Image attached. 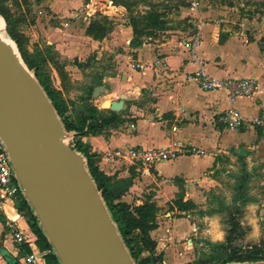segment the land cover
<instances>
[{"label":"rangeland","instance_id":"1","mask_svg":"<svg viewBox=\"0 0 264 264\" xmlns=\"http://www.w3.org/2000/svg\"><path fill=\"white\" fill-rule=\"evenodd\" d=\"M187 3L188 0H0L2 32L15 57L52 107L60 106L62 119L75 126L61 138L63 147L74 148L88 107L97 109L99 121H118L103 105L117 102L119 93L125 95L124 74L137 58L134 51L143 44L157 50L170 38L182 42L183 33L195 27L193 21L199 22L192 18ZM220 6L236 8L249 20L264 24V0H201L200 4L202 11ZM127 27L129 37L125 36ZM26 62L34 65V71L27 68ZM110 84L117 89L114 93L108 90ZM99 86H104L106 93L93 97V89ZM109 125L92 131L100 134ZM106 161L114 166L106 176L122 192L119 201L126 203L124 198L132 187L130 171L124 174L116 168L127 171L135 166ZM175 186L178 193L166 204L153 203L154 224L161 229L164 244L162 253L155 250L156 264H223L230 259L241 261L227 264H264L248 261L264 249V158L255 150L247 148L219 157L212 172L194 181L189 189L181 181H175ZM151 188L147 192L149 199L154 194ZM136 235L133 233L128 240L140 258H149Z\"/></svg>","mask_w":264,"mask_h":264},{"label":"crops","instance_id":"2","mask_svg":"<svg viewBox=\"0 0 264 264\" xmlns=\"http://www.w3.org/2000/svg\"><path fill=\"white\" fill-rule=\"evenodd\" d=\"M191 15L199 22L193 21L195 27L183 33L182 39L187 40L188 36L199 32L201 43L196 53L204 62L206 71L218 78L254 77L259 89L254 96L241 97L231 103L225 91H203L197 84L187 82V75L196 71L198 64L191 61L182 45L184 40L167 39L153 51L145 44L136 49L137 58L131 62L150 64L162 58L166 60L167 66L159 67L154 72L128 69L123 79L126 87L124 109L114 112L118 121L111 123L109 129L100 134L85 131L76 137V141L91 155L95 165L105 175L114 167L101 157L109 149L127 146L164 148L170 142H177L191 145L203 151V154H182L175 160L148 169L140 166L127 171L116 168L124 174L130 171L132 187L124 198L127 204H166L178 193L175 181H181L189 189L194 181L212 172L219 157L251 148L264 158L263 22L249 20L247 14L227 6L210 7L204 11L200 8L197 13L191 12ZM125 30V36L129 37V27ZM108 90L114 93L117 89L110 84ZM106 91L105 88L104 94ZM229 109H235L244 117L236 129L223 128L217 122L218 115ZM254 119L261 123L254 124ZM122 173H118L119 177ZM152 182L155 186H152ZM149 188L154 192L150 194L152 199L147 197ZM16 203V199L13 203L5 202L4 213L15 219L23 234L34 242L38 252L36 264H45L44 259L40 258L36 238L28 227L27 217L18 211ZM150 236L156 242L155 250L162 253L164 244L161 229L151 231ZM1 250L18 259L21 264V248L7 232L3 213H0ZM0 264H7L1 253Z\"/></svg>","mask_w":264,"mask_h":264},{"label":"water","instance_id":"3","mask_svg":"<svg viewBox=\"0 0 264 264\" xmlns=\"http://www.w3.org/2000/svg\"><path fill=\"white\" fill-rule=\"evenodd\" d=\"M104 88H95L92 96ZM119 98L106 109L122 111L126 96ZM65 134L40 86L0 42V141L60 264H133L85 160L62 146ZM0 253L7 264H16Z\"/></svg>","mask_w":264,"mask_h":264},{"label":"built area","instance_id":"4","mask_svg":"<svg viewBox=\"0 0 264 264\" xmlns=\"http://www.w3.org/2000/svg\"><path fill=\"white\" fill-rule=\"evenodd\" d=\"M200 4L201 0H188V10L192 13H197L200 9ZM200 43L201 38L198 31L194 32L188 36L187 40L183 41L182 45L189 53L191 61L198 64V69L187 75V82L197 84L203 91H225L227 93L228 100L231 103L235 102L238 98H249L257 93L259 85L257 79L254 77L243 79L218 78L206 71L204 62L196 53ZM165 66H167V62L162 58L156 59L150 64L143 63L142 61H135L131 64V68L139 72H145L147 69L154 72L157 68ZM243 121L244 117L235 109H229L219 114L217 117L218 124L226 129H236ZM253 123L260 124L261 122L254 119ZM70 139L74 140V137H70ZM186 153L202 155L203 151L188 144L170 142L164 148L146 149L127 146L123 148L109 149L103 152V156L109 161L129 163L130 165L148 169L154 165L175 160L180 155ZM19 194H22L21 188L14 174L5 147L0 141V213H3L5 216V226L7 232L14 242L19 247L25 244L31 249V253L29 255H24L21 258V264H36L38 252L36 251V247L33 245L34 242L30 241L28 237L23 234L15 219L9 218L4 213V203H13Z\"/></svg>","mask_w":264,"mask_h":264},{"label":"trees","instance_id":"5","mask_svg":"<svg viewBox=\"0 0 264 264\" xmlns=\"http://www.w3.org/2000/svg\"><path fill=\"white\" fill-rule=\"evenodd\" d=\"M26 66L29 70L34 71V65L32 63L26 62ZM54 110L56 115L62 124L64 132H70L75 130V126L70 123L65 122L62 119L63 110L59 105H54ZM97 109L93 107L87 108V115L82 116L80 125L81 132L77 135H83L85 131L92 130H102L105 125L114 123L115 121L111 118H106L103 121H99L97 118ZM110 116H114L115 113L108 111ZM76 153H78L85 160V168L88 171L92 181L94 182L97 191L100 193L102 202L109 214L111 221L113 222L116 232L122 241L124 247L126 248L133 264H156L158 259L155 256L156 242L151 239L149 233L156 229L154 220L156 218V207L153 203H144L139 206H133L124 202H120L119 198L122 195L117 186H113L109 182V178L99 170L93 163L91 155L87 154L86 150L83 149L81 144L76 141L74 148H72ZM17 209L20 213L27 217V224L30 232L35 236L36 246L40 253H46L43 257L45 264H60L54 250L49 243L37 217L34 215L33 210L29 206V203L22 194L16 197ZM137 232L136 238L143 249H145L149 254V258H140V253L136 251L135 247L132 245L131 240L128 238ZM20 257L24 255H29L31 249L23 244L21 245ZM233 261L240 262L241 260L230 259L223 262V264L231 263ZM248 261H259L264 262V249L259 253H255L250 256ZM16 264H19L18 259H16Z\"/></svg>","mask_w":264,"mask_h":264},{"label":"bare ground","instance_id":"6","mask_svg":"<svg viewBox=\"0 0 264 264\" xmlns=\"http://www.w3.org/2000/svg\"><path fill=\"white\" fill-rule=\"evenodd\" d=\"M4 22L0 19V42L7 46V47H11V43L9 42V40L5 37V35L3 34L2 30H3V24ZM17 59V58H16ZM19 60V59H18ZM109 105V102H105V106L103 105V108H106Z\"/></svg>","mask_w":264,"mask_h":264}]
</instances>
